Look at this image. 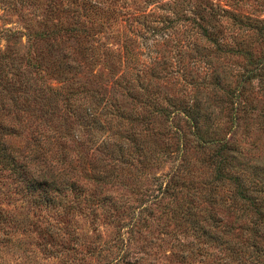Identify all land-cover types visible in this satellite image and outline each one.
Masks as SVG:
<instances>
[{
	"label": "trees",
	"instance_id": "1",
	"mask_svg": "<svg viewBox=\"0 0 264 264\" xmlns=\"http://www.w3.org/2000/svg\"><path fill=\"white\" fill-rule=\"evenodd\" d=\"M223 1L0 0V172L104 217L112 264L155 223L179 262L264 264V19Z\"/></svg>",
	"mask_w": 264,
	"mask_h": 264
},
{
	"label": "rangeland",
	"instance_id": "2",
	"mask_svg": "<svg viewBox=\"0 0 264 264\" xmlns=\"http://www.w3.org/2000/svg\"><path fill=\"white\" fill-rule=\"evenodd\" d=\"M222 4L264 19V0H224ZM16 21L13 18V22ZM252 41L258 50L263 47L259 44L261 39L253 37L248 44ZM239 64L244 63L239 60ZM251 141L256 145L253 147L255 157L263 156L264 133L255 130ZM16 144L20 143L14 140L12 145ZM25 194L23 186L9 178L8 172H0V264H112L116 251L120 249L114 248V254L106 250L112 244L116 230L105 222L104 217L95 222L92 216L79 214L69 217L73 219L68 221V216L59 217L54 210L35 208ZM175 227L174 224L168 227L155 223L150 229L154 236L151 240H156L155 246L135 239L123 248H128L133 253L131 256L139 258L138 264H191L173 257V251L191 240L190 237H181ZM162 228L170 234H159ZM178 238L182 239L178 241ZM192 264L209 262L197 259Z\"/></svg>",
	"mask_w": 264,
	"mask_h": 264
}]
</instances>
